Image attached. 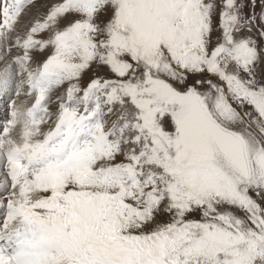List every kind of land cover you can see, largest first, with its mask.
<instances>
[{
	"label": "snow or ice",
	"instance_id": "snow-or-ice-1",
	"mask_svg": "<svg viewBox=\"0 0 264 264\" xmlns=\"http://www.w3.org/2000/svg\"><path fill=\"white\" fill-rule=\"evenodd\" d=\"M0 264H264V0H0Z\"/></svg>",
	"mask_w": 264,
	"mask_h": 264
}]
</instances>
